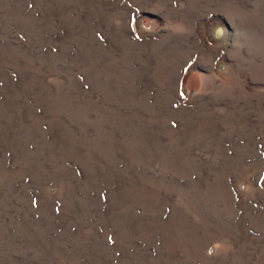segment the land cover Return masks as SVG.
<instances>
[{"label":"rangeland","instance_id":"374dc122","mask_svg":"<svg viewBox=\"0 0 264 264\" xmlns=\"http://www.w3.org/2000/svg\"><path fill=\"white\" fill-rule=\"evenodd\" d=\"M0 264H264V0H0Z\"/></svg>","mask_w":264,"mask_h":264}]
</instances>
